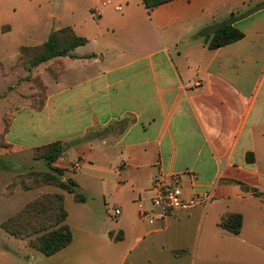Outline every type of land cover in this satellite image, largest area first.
Masks as SVG:
<instances>
[{"label": "crops", "instance_id": "obj_1", "mask_svg": "<svg viewBox=\"0 0 264 264\" xmlns=\"http://www.w3.org/2000/svg\"><path fill=\"white\" fill-rule=\"evenodd\" d=\"M228 22L243 39L211 50L205 36ZM66 27L87 43L31 69L42 100L24 94L29 72L7 70L0 155L48 172L34 150L62 143L53 166L85 201L55 185L8 195L10 173L0 197L62 195L73 240L46 256L5 233L0 264H264V0H0V61ZM173 175L185 198L214 202L154 207L153 181ZM230 214L239 235L220 225Z\"/></svg>", "mask_w": 264, "mask_h": 264}, {"label": "trees", "instance_id": "obj_2", "mask_svg": "<svg viewBox=\"0 0 264 264\" xmlns=\"http://www.w3.org/2000/svg\"><path fill=\"white\" fill-rule=\"evenodd\" d=\"M172 0H143L149 9ZM244 34L232 26L230 22L223 23L211 34L205 36V43L211 50H215L242 40ZM87 43L85 38L78 37L70 27L52 32L47 41L38 47H22L21 53H31L29 69L46 63L54 58L70 56L71 52ZM7 145L5 142L0 146ZM62 143H53L34 150L36 160H44L50 171L18 175L7 187L10 193L17 183L24 190H31L45 185H55L63 190L75 194L79 202L85 197L78 193L77 184L73 181H62L64 170L53 164L65 153ZM35 180L33 187L24 180ZM68 213L64 206V198L60 194H44L29 202L22 210L1 223V228L17 239H28L30 247L43 255L51 256L72 243L73 234L67 225ZM221 227L229 233L239 235L243 227V217L240 214H230L221 221Z\"/></svg>", "mask_w": 264, "mask_h": 264}, {"label": "rangeland", "instance_id": "obj_3", "mask_svg": "<svg viewBox=\"0 0 264 264\" xmlns=\"http://www.w3.org/2000/svg\"><path fill=\"white\" fill-rule=\"evenodd\" d=\"M17 54H18V52L16 50L14 51L12 49H8V50H6V53L2 55L3 57L5 56L4 58H6L5 63L6 62H8V64L11 62H13V63H12V65L6 67L0 61V94H6L7 89L10 86V84L6 83L7 80L5 78L8 74V73H6L7 70L10 71V69L14 70V69L18 68V69H24V71L29 72V73L31 72V69L28 68L30 60H31V53L26 52V53L22 54L20 51L19 54L18 55ZM14 75H17V76H15V78H18V80H16V81H18V83L20 85L21 80H22L20 72L18 74L17 73L14 74ZM28 79L33 82L30 84L31 85L30 87H32V88H28L27 90H25L24 94H26V97H28V98L31 97V96H28L31 94L34 96H39L40 99L42 100L45 94H44L43 87H41L40 80L32 79L31 73L29 74ZM33 88H36L38 90V92H34V94H33L31 92V90H33ZM40 99H38V100H40ZM2 142H4L3 135L0 136V143L2 144ZM2 147L9 148L8 145H6V146L3 145ZM10 153L13 156L12 160H10L9 158H6L5 156L0 155V186L4 185V182H5V180H7L10 173L18 172L17 174L15 173L16 175L13 177V180H14V178L18 175H25L26 176V175H29L33 172H35V173L42 172V171H40L41 167H36L35 164H33V162L31 161V158L25 157V155H22L21 153L12 152V150H10ZM34 155H35V153H33V156H32L33 158L35 157ZM20 159L27 160L28 162L27 161H21V162L18 161ZM17 165L21 166V168H19L17 170H15V169L11 170L10 169V168H14V167L16 168ZM38 165L39 164H37V166ZM22 171L25 173H19ZM24 181L30 187H33L34 182H35V180L33 178H30V180H24ZM17 186H21V185L16 182V184L13 186V190L10 193L8 191H6L7 194L8 195L13 194L14 190ZM45 186H47V185H45ZM41 187H43V186H41ZM41 187H38V188H41ZM33 189H36V188H33ZM35 194H36V192H32L29 195H26V194L22 195L21 194V195H18L16 197L10 198L9 200L7 198H1L0 197V225H1V222L5 218H8L10 216V214H12V212H14L17 208L24 206V204L26 202H29L30 200H32L33 196ZM5 233L6 232L0 226V241L5 240V237H4Z\"/></svg>", "mask_w": 264, "mask_h": 264}, {"label": "built area", "instance_id": "obj_4", "mask_svg": "<svg viewBox=\"0 0 264 264\" xmlns=\"http://www.w3.org/2000/svg\"><path fill=\"white\" fill-rule=\"evenodd\" d=\"M117 9L119 10L120 7ZM78 166V164L73 165L72 170L78 169ZM151 192L152 205L163 212L190 209L199 204L209 205L215 200L214 196L209 193H200L191 198H185L179 175H173L170 178L158 177L152 183ZM120 214L121 211L116 209L112 217H117Z\"/></svg>", "mask_w": 264, "mask_h": 264}]
</instances>
